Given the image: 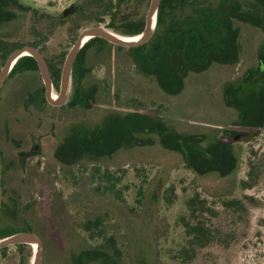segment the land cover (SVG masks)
<instances>
[{
	"label": "rangeland",
	"instance_id": "1",
	"mask_svg": "<svg viewBox=\"0 0 264 264\" xmlns=\"http://www.w3.org/2000/svg\"><path fill=\"white\" fill-rule=\"evenodd\" d=\"M20 1L32 10L19 12L16 22L2 27L0 39L21 46L15 50L38 43L52 66L63 69L69 51L85 29L102 26L125 36L108 26L109 16H101L103 22L94 25L96 11L63 18L65 11L88 0ZM141 1L139 7L131 5L127 13L116 17V28L147 15L151 0ZM206 1L208 4L201 8L212 5L217 10L223 4L222 0ZM235 2L232 16L228 13L230 2L226 5V26L239 32L221 40L228 45L234 41L231 47L238 48L239 63L213 64L189 73L178 94L161 84L166 73L156 68L151 55L153 42L140 49L111 43L88 48L91 73L83 82L89 97L84 109L51 105L40 71L9 77L0 89L4 172L0 228L21 231L28 227L39 236L42 264H264V123L262 127L242 126L238 108L228 105L225 98L226 93L235 96L241 86L242 96L259 86L263 97L258 107L264 112V73L258 72L264 56V31L236 17L237 12L244 13L262 23L264 8L257 0ZM215 16L212 22L216 29ZM173 23L168 22L162 31ZM247 73L250 76L246 80ZM59 91L60 83L58 89L54 87V93ZM229 100L233 98L229 96ZM136 113L153 116L162 128L121 135L114 155L104 156L90 149L82 158L83 142L71 137L75 127L84 126L91 132L107 119L128 120ZM245 124L249 125L247 121ZM117 129L122 131L120 125ZM126 129L131 130V126ZM251 130L259 134L250 142L233 139ZM228 132L232 134L225 135ZM167 135L175 136L180 144L187 138L189 144L203 138L197 147L204 149L222 140L234 160L223 166L222 173L213 170L204 174L205 162L198 148L187 162L171 137L162 140ZM36 145L40 146L39 154L32 156ZM60 145V151H78L67 155L66 150L59 162L55 153ZM21 153L29 154L23 163ZM251 163L253 187L244 188ZM196 193L216 212V217L210 213L207 217L217 229L218 240L199 250L192 262L182 263L174 257L186 242L181 218L187 214L188 199ZM224 201H241L244 208L236 212ZM97 219L102 220L99 227L94 224ZM110 238L115 239L119 257L113 247H105ZM97 250L101 256L95 254ZM89 252L94 253L93 260H82ZM35 257L32 245H12L0 252V264H34Z\"/></svg>",
	"mask_w": 264,
	"mask_h": 264
},
{
	"label": "trees",
	"instance_id": "2",
	"mask_svg": "<svg viewBox=\"0 0 264 264\" xmlns=\"http://www.w3.org/2000/svg\"><path fill=\"white\" fill-rule=\"evenodd\" d=\"M222 1L223 4L217 10H214L210 7L201 8V6H196L195 9L192 11V14L184 18H191L192 22L190 23L187 21L184 22L180 20V16L178 18L177 16L179 15L180 9L184 8L185 6L194 5L193 2H188L187 0H163V2L161 3L157 16L156 29L152 36V40L150 41L153 42L154 49L151 52L152 54H150L155 57L156 68L159 70L162 69L164 71V74L166 73L164 75L165 80L161 81V84L164 88L168 90V92L172 91V94L180 93L183 88L181 84L184 82L182 76L188 75L189 72H200L202 70H205L213 62H216L218 64L238 63V48L237 50H234L233 47H231V45L233 46L234 41L229 42L230 45H228V42L221 40L222 37L234 36L233 32H236L228 28V26L230 27V25L226 26V5L229 4L231 0ZM258 2L260 3L261 8H264V0H258ZM141 4V0H88L87 4L79 3L78 5H76L74 15L77 16L83 12L96 11L95 13L98 16L97 21L93 23L94 25H99L103 22V18H100L101 16H109L111 17V21L108 25L110 28L116 29L118 32L125 36H135L142 33L145 29V14L138 20L125 21L124 27L122 29L116 28L114 21L119 14L127 13V10L129 7H131V5L139 7ZM233 8L236 9V6L230 7V10L228 12L229 14L231 10H234ZM31 10V7L24 5L20 0H0V29L8 24L16 22L20 18L19 12L27 13ZM214 15H216V29H218L219 32H217V30L214 28L215 26L213 27L212 18ZM63 16V18L67 17L64 14ZM239 17L241 16L239 15ZM222 20L223 22L219 23ZM170 21L174 23L176 22L177 24L173 23V26L170 25L169 28L166 30L169 32L162 33V27H164ZM255 22L258 23L257 20H255ZM259 23L261 25L264 24V22ZM185 30H188L190 32H182ZM174 38H176L180 46V55L182 57L184 56L183 58L185 60H191L189 62H184L183 66L180 68H169L164 66V59L169 49L167 42L168 40L171 41ZM37 44L38 43H34L31 46L37 47L39 46ZM93 44H109V42L101 38H92L85 44V46L78 54L72 72L73 90L68 101V105L72 107L77 105H82L83 107H86V103L89 101V97H87L83 91V82L84 79L88 76V74L91 73V68L88 66L87 62V50ZM148 44L149 42L142 46L132 49H140L142 47L147 46ZM226 45H228V48ZM17 47L21 46L11 45L10 43L0 39V60L4 61L2 62L3 65L5 64L10 54ZM156 56H158V59H156ZM263 57L264 56L260 58L261 63L258 68L259 73H264ZM159 58H161V60L158 62ZM49 66L51 69L55 88L58 89L61 80L62 68L52 66L51 64H49ZM31 71L38 72V64L33 57L24 56L19 59L16 65L14 66L10 77H12L16 73L22 74ZM249 76L250 74L247 73L246 80L249 78ZM242 89L243 86H241V88L236 92L235 96L233 94L229 95L228 93H226L225 98L226 100H228V105L238 108L240 113L239 122L242 124V126H249L253 128V125H260V127H262L264 123V112L262 108L260 109L258 107L260 99L263 97L262 92L260 91V87L258 86V89L255 90L253 93L250 92L248 95L244 94L243 96L241 95ZM229 96L233 98L232 101L229 100ZM256 110L258 111L255 112ZM133 116L134 115H131L132 118L130 117L128 118V120H109V122L106 123V127H104L102 130L92 133L91 138H85L84 140L80 139L83 142L82 145H84L86 148L88 147L89 151L91 149L101 155L105 153L110 154L120 148L119 145L116 144V141L121 140V135H131V133L133 134L135 131L158 132L163 126L161 123L154 122L152 117H148L145 115L143 116L141 114H135V117ZM127 121H130L129 124ZM246 121L249 123V125L245 124ZM118 125L121 126V132H119L117 129ZM127 125L131 126V130L126 129ZM113 127L115 128V131H111ZM251 133H253V138L259 134V132H254L251 130L249 133L240 135L238 134V136L247 137ZM230 134L232 133L228 132L225 135L229 136ZM169 137H171L176 142V144L179 145L180 151L183 153L184 159H186L187 162H189L190 154L192 155V153L196 151L197 144H199L200 141L203 139L202 138L195 144H189L187 138L185 139L183 144H180L179 142H177L175 136L167 135L162 137V140H166ZM236 137L237 135H234L233 137L235 141H241L237 140ZM197 148L198 151L203 155V157L201 158L205 162V172H203L204 174L213 170L222 173V171L225 170L223 166L231 162L232 159L234 160L231 151L229 152L227 150L226 144L222 140H219L218 143H216L215 145H211L209 149H204L201 147ZM63 149H61L63 153H65L67 150V155H72L73 152L78 151L77 148L70 149L72 151L67 148ZM213 157H215L216 160ZM215 166H220L219 170L212 169ZM253 175L254 165L251 163L249 179L244 182V188L253 187ZM224 205L228 209L231 208L237 210L236 212H240L244 208V205L241 201H224ZM186 207L187 214L185 216H182L181 218V223L185 230L186 242L174 256L176 259H179L182 263L192 262L195 259L199 250L209 247L213 242L218 240V235L216 233L217 229L212 228V226L209 224V218L207 217L209 213L210 216L216 217V212H213L209 207H207V200L201 198L199 193H196L193 197L188 199ZM101 223L102 220L97 219L94 224L99 227ZM86 227L88 230L89 227ZM26 230L31 231L28 227L22 229L21 231ZM17 232L20 231H14L12 229L4 230L0 228V239L10 236ZM108 242L110 244L105 247L107 249L110 247H113L112 249H115V239L110 238ZM17 246L20 247L23 246V244ZM7 250L8 247L2 248L0 249V252H6ZM115 253L116 256L119 257L118 250L115 249ZM93 254L94 253L92 252L84 253V257L81 259L83 260L85 259V257H87L89 258V260H93ZM95 254H97V256H101L102 252L97 250Z\"/></svg>",
	"mask_w": 264,
	"mask_h": 264
},
{
	"label": "water",
	"instance_id": "3",
	"mask_svg": "<svg viewBox=\"0 0 264 264\" xmlns=\"http://www.w3.org/2000/svg\"><path fill=\"white\" fill-rule=\"evenodd\" d=\"M163 0H151L149 9L146 15V25L145 29L142 33L135 35V36H120L113 32H110L106 28L102 26H94L88 29H85L80 33L78 36L75 44L69 51L66 60L64 62V66L61 73V80H60V91L58 93V98L53 99V89L54 83L51 74V70L48 64L47 59L45 58L44 54L42 53L40 47L34 46H25L13 51L8 59L6 60L5 64L3 65L0 71V89L3 87L7 79L10 77V74L18 62L24 56H31L33 57L37 64L44 81L45 89H46V99L47 101L53 106H63L68 103L71 92H72V72L74 63L76 58L82 48L85 46V39L89 37L92 38H101L109 43L120 46V47H128V48H136L146 44L153 36L156 25H157V16L158 11L160 8L161 3ZM74 11L73 8L65 11V16L72 13ZM156 16V20L154 21ZM140 36V40L135 42L126 41L120 37H136ZM89 41V40H88ZM31 53V55H26L25 53ZM253 138V133H251L247 137L237 136V140H243L247 143L250 142ZM2 177H3V162H2V155L0 151V208L3 202V186H2ZM31 242H35L37 244L36 250V257L34 264H42L41 260V251H42V240L39 236H37L32 231H20L14 233L10 236L0 239V249L6 248L12 245H21V244H30ZM31 245V244H30Z\"/></svg>",
	"mask_w": 264,
	"mask_h": 264
},
{
	"label": "flooded vegetation",
	"instance_id": "4",
	"mask_svg": "<svg viewBox=\"0 0 264 264\" xmlns=\"http://www.w3.org/2000/svg\"><path fill=\"white\" fill-rule=\"evenodd\" d=\"M188 2H193L194 3V5H189V6H185L184 8H182V9H180V11H179V16H180V20H182V21H187V22H192V19L190 18V19H184V18H186L187 16H189V15H191L192 14V11L195 9V7L196 6H201V5H206V4H208L207 3V1L206 0H187ZM236 0H231V2H230V4H231V6L232 7H235L236 5H237V3L235 2ZM257 2H258V0H257ZM259 3V2H258ZM259 5H260V3H259ZM261 6V5H260ZM210 8H213L214 9V7H212V5H210L209 6ZM71 8H73L74 9V11L72 12V13H70V14H73L74 12H75V9H76V6H72ZM239 7H237V9H238ZM234 9V8H233ZM64 15H65V12H64ZM229 15H231L232 16V14L230 13ZM237 16V20L238 21H240V22H242V23H246V24H250V25H252V26H256V27H258V28H262L263 29V31H264V28H263V26H264V24H260L259 22L257 23V22H255V19H254V17H252L251 18V16H249V15H247V14H244V13H242L240 16L241 17H239V13H237L236 14ZM179 20V21H180ZM183 22V23H184ZM162 32H169V31H166V30H164V31H162ZM182 32H190V31H188V30H185V31H182ZM236 32H239V29L238 30H236ZM152 40V38L148 41V42H150ZM167 44H168V46H169V49H168V51H167V55L165 56V59H164V66H166V67H174V68H180V67H182L183 66V64H184V62H189V61H191L190 59H184L181 55H180V46H179V44H178V41L176 40V38H174V39H172L171 41L170 40H168V42H167ZM43 53V52H42ZM46 58V57H45ZM48 61V60H47ZM239 63V62H238ZM260 61H259V66H260ZM48 64H49V62H48ZM213 64H218V63H216V62H213V63H211L209 66L211 67ZM227 65H229V64H227ZM50 67V66H49ZM51 70V69H50ZM189 73H191V72H189ZM52 74V73H51ZM188 75H185V76H182V79L184 80L186 77H187ZM53 78V77H52ZM53 83H54V81H53ZM55 87V86H54ZM53 92H54V89H53ZM54 94V96H56L57 94L56 93H53ZM56 98H58V95L56 96ZM65 105H68V103L67 104H65ZM64 106V105H63ZM58 107H61V106H58ZM73 107H81V108H83L84 109V107L82 106V105H77V106H73ZM136 114H139V113H136ZM144 116V115H143ZM145 116H148V117H153V116H151V115H145ZM110 120V119H109ZM109 120L107 119L104 123H102L99 127H97L96 129H94V130H92L91 132L86 128V127H84V126H79V127H75V129L73 130V133H72V135H71V137L73 136L74 138H76V139H82V140H84L85 138H91V135H92V133H94V132H97V131H99V130H102L104 127H106V123L107 122H109ZM60 148H61V145H60V147H58V149H57V153H55V158L57 159V161H59L60 162V160H61V157H60V155H61V153H63V151L61 150L60 151ZM81 154L83 155L82 156V158L84 157V154L85 153H88L89 152V149H88V147L86 148L84 145H82L81 147ZM39 149H40V146H34V148H33V150L30 152V155H32V156H36V155H38L39 154ZM59 152V153H58ZM117 152V150H115L114 152H112V153H110V154H104V156H109V155H114L115 153ZM74 153V152H73ZM2 155V154H1ZM27 155H29L28 153H21L20 154V156H21V161H22V163L24 162V160L25 159H27L29 156H27ZM26 157V158H25ZM4 173V172H3ZM2 186H4V184H3V177H2ZM1 207H4V204H3V202H2V206ZM25 229V228H24ZM18 231V230H17ZM26 231H28V230H26ZM22 245V244H21ZM17 246V245H16Z\"/></svg>",
	"mask_w": 264,
	"mask_h": 264
},
{
	"label": "bare ground",
	"instance_id": "5",
	"mask_svg": "<svg viewBox=\"0 0 264 264\" xmlns=\"http://www.w3.org/2000/svg\"><path fill=\"white\" fill-rule=\"evenodd\" d=\"M156 20V16H155V19H154V21ZM120 38H123L124 40H126V41H130V42H135V41H138V40H140V36H136V37H120ZM88 40H90L89 39V37H87L86 39H85V43L86 42H88ZM26 55H31V53H29V52H27V53H25ZM54 93V92H53ZM57 96V95H56ZM56 96H54V94H53V99H56ZM32 246H33V248L34 249H36L37 248V244L35 243V242H31L30 243Z\"/></svg>",
	"mask_w": 264,
	"mask_h": 264
}]
</instances>
